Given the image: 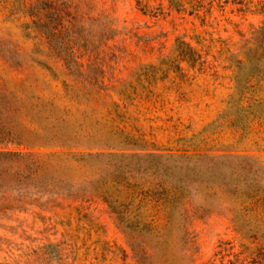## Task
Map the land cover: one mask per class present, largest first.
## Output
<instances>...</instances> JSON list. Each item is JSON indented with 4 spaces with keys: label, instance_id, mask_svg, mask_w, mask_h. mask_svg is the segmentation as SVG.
I'll return each instance as SVG.
<instances>
[{
    "label": "rangeland",
    "instance_id": "rangeland-1",
    "mask_svg": "<svg viewBox=\"0 0 264 264\" xmlns=\"http://www.w3.org/2000/svg\"><path fill=\"white\" fill-rule=\"evenodd\" d=\"M59 9L58 33L47 10L44 38L18 0H0L8 148L126 151L63 155L69 165L51 174L70 180L51 192L0 183V264H137L131 243L170 264H264V0ZM120 128L133 136L123 141ZM105 191L125 200L124 217L151 223L119 222Z\"/></svg>",
    "mask_w": 264,
    "mask_h": 264
},
{
    "label": "trees",
    "instance_id": "trees-1",
    "mask_svg": "<svg viewBox=\"0 0 264 264\" xmlns=\"http://www.w3.org/2000/svg\"><path fill=\"white\" fill-rule=\"evenodd\" d=\"M20 2L22 12L25 13V16L29 19V23L36 28L39 34L45 38V17L48 9L55 10V20L56 27L55 31L58 33L60 21L62 19V10L59 9V6L67 3L72 8H78L79 4L82 0H18ZM72 40V39H71ZM72 89H75L72 87ZM95 92V91H93ZM92 92V93H93ZM12 91L1 87L0 85V183H14L17 185L18 192L25 193V187L29 185L38 186L41 189H44L47 192L53 191L54 187L57 185L54 181H68L65 177L56 178L51 173L56 171L61 167V163L69 165V162L66 160H61L63 155H71L73 161H79V158L83 156H96L103 153L108 154H124L125 148L123 147V141L129 140V138L133 135L129 133V131L124 128H120L118 130L119 135L122 136L121 139L122 145H107L104 146H96V147H73L69 143H62L60 141H56L52 146L45 147L50 150L46 151H36L32 150L33 148H44L43 146L30 147L26 146L25 150H15L8 148V145L12 143L14 137L12 135V130L8 126V124L4 121V114H8L10 109L13 108V103H11L9 97L11 96ZM58 121V119H55ZM59 124L62 123L63 120L59 119ZM78 135L71 134L69 136V140L75 141L78 140ZM82 138H85L84 136ZM87 138V137H86ZM77 142V141H75ZM17 146L22 145L21 142H16ZM125 146V145H124ZM151 155H154L155 152H148ZM72 166L75 167V163ZM74 181V180H72ZM161 191H165L164 188L160 185L158 187ZM39 189L36 191L40 193ZM147 189V188H146ZM158 190V189H157ZM44 193V192H42ZM143 193H147V190ZM41 194V193H40ZM101 198L112 212L116 214L117 219L122 224H125L127 227H136L138 225H142L141 228L146 227L151 222H143L140 219L131 220L130 218L124 217L122 211L118 210L119 206H125V200L117 199L116 197H112L108 191L101 193ZM141 201L139 202L140 205ZM157 206L162 205L163 207L166 204V199H161L156 201ZM170 207V206H169ZM171 208V207H170ZM173 212H166L164 215V224L163 227L170 224L173 221ZM135 225V226H134ZM136 231V230H135ZM138 232L141 229H137ZM160 236V235H159ZM133 257L137 260V264H170V257L166 256L165 253H162L161 256L156 257L154 249L151 247H146L145 245H137L134 243L129 245ZM207 264H213L209 262ZM220 264H226V262L220 261Z\"/></svg>",
    "mask_w": 264,
    "mask_h": 264
}]
</instances>
